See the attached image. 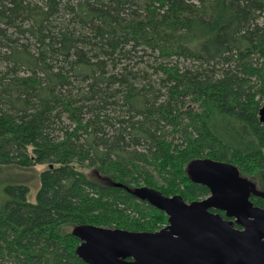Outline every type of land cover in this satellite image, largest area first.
<instances>
[{
    "label": "trees",
    "instance_id": "1",
    "mask_svg": "<svg viewBox=\"0 0 264 264\" xmlns=\"http://www.w3.org/2000/svg\"><path fill=\"white\" fill-rule=\"evenodd\" d=\"M263 103L264 0H0V171L48 166L35 202L0 183V264H86L78 226L161 230L135 190L205 199L201 159L264 192Z\"/></svg>",
    "mask_w": 264,
    "mask_h": 264
},
{
    "label": "water",
    "instance_id": "2",
    "mask_svg": "<svg viewBox=\"0 0 264 264\" xmlns=\"http://www.w3.org/2000/svg\"><path fill=\"white\" fill-rule=\"evenodd\" d=\"M260 122L264 126V103ZM189 174L209 189L207 198L189 203L139 187L135 195L164 212L168 225L156 232L78 226L73 233L81 241L80 259L86 264H264V209L249 199L264 193L228 163L201 159L190 165Z\"/></svg>",
    "mask_w": 264,
    "mask_h": 264
},
{
    "label": "rangeland",
    "instance_id": "3",
    "mask_svg": "<svg viewBox=\"0 0 264 264\" xmlns=\"http://www.w3.org/2000/svg\"><path fill=\"white\" fill-rule=\"evenodd\" d=\"M47 167V165H38L31 169H21L12 166L6 167L0 171V183L3 186L7 184H26L30 187L29 201L35 202L36 194L40 187L39 175Z\"/></svg>",
    "mask_w": 264,
    "mask_h": 264
},
{
    "label": "flooded vegetation",
    "instance_id": "4",
    "mask_svg": "<svg viewBox=\"0 0 264 264\" xmlns=\"http://www.w3.org/2000/svg\"><path fill=\"white\" fill-rule=\"evenodd\" d=\"M261 192H263V191H261ZM264 193V192H263ZM262 198V197H261ZM259 208H261V207H259ZM261 209H263V208H261Z\"/></svg>",
    "mask_w": 264,
    "mask_h": 264
}]
</instances>
